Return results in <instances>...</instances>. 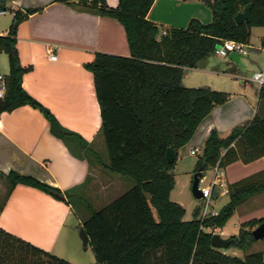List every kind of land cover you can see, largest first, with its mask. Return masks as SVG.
I'll list each match as a JSON object with an SVG mask.
<instances>
[{
    "label": "trees",
    "instance_id": "trees-1",
    "mask_svg": "<svg viewBox=\"0 0 264 264\" xmlns=\"http://www.w3.org/2000/svg\"><path fill=\"white\" fill-rule=\"evenodd\" d=\"M58 1L117 20L124 26L131 52L129 56L96 52L93 61L86 64L93 74L100 105L108 168L135 182L80 223L95 255L94 264H264V251L243 258L225 254L212 245L213 233L206 231L224 227L239 205L264 192V169L228 183V202L217 215L205 219L200 218V208L196 207L193 218L184 220L185 208L170 198L179 149L191 140L213 108L230 96L208 86H185V72L205 68L207 59L215 55L224 40L249 44L252 28L264 27V0H205L212 10L211 22L191 19L187 27L166 29L148 19L155 0H119L116 7L106 0ZM248 6L247 19L237 23L235 16ZM40 10H16L7 34L0 35V52L6 53L9 61V72L3 76L5 93L0 97V114L30 105L44 115L52 133L69 148L70 142L84 147L85 140L62 126L22 85L23 75L32 67L20 61L17 28ZM259 97L264 101V84ZM169 147L174 151L173 163L166 157ZM263 156L264 117L256 114L226 137L213 129L205 140L196 171L202 168L205 172L216 165L223 168L236 161L249 163ZM6 178V197L16 184L23 183L55 196L65 195L71 204L76 199L74 193L63 194L32 176L11 172ZM260 222L254 218L245 226L254 228ZM228 239L231 246L243 251L255 242L252 230L243 227ZM0 264L72 263L0 227Z\"/></svg>",
    "mask_w": 264,
    "mask_h": 264
},
{
    "label": "crops",
    "instance_id": "crops-1",
    "mask_svg": "<svg viewBox=\"0 0 264 264\" xmlns=\"http://www.w3.org/2000/svg\"><path fill=\"white\" fill-rule=\"evenodd\" d=\"M106 2L116 7L119 0ZM27 8L41 10L30 14L17 28L20 61L22 65L32 67L23 75L22 85L54 114L62 126L80 135L85 140V146L70 142V149L52 133L49 121L38 109L30 105L17 107L0 114V176L6 178L11 172L32 176L63 194L67 191H86L88 187L93 190L98 188V191L114 187L117 181L113 180H117L116 177H121L123 181L122 177L126 176H114L116 173L108 168L109 162L100 159L107 149L100 131L102 120L93 74L86 64L93 61L96 52L129 56L131 52L124 26L115 19L81 10L65 1L4 0L0 2V35L7 34L14 12H24ZM212 18V10L205 0H155L148 12V19L162 29L187 27L191 19L209 23ZM255 32L257 44L253 42ZM263 37L264 27L252 28L249 53L251 49L256 50L257 54L264 51ZM50 47L57 56L55 60L50 58ZM230 54L227 58L241 63L243 56L234 53L236 58H230ZM190 70L206 71L218 76L222 74L235 85L213 87L215 90H225L230 95L229 99L215 106L202 120L191 140L179 149L177 161L190 159L182 169L188 177L196 171L205 140L213 129L226 137L235 126L244 124L256 114L264 117V101L260 100V87L252 80L253 74L236 82L231 75L221 73L220 68L209 63L205 68ZM257 71H264V60ZM8 72V56L0 52V76ZM247 81L251 84H247ZM183 84L188 86L184 81ZM4 93L5 89L0 84V97ZM196 149L198 151L192 153ZM89 152L96 155V163L89 157ZM194 156H198L196 160ZM243 164L255 166L251 173L244 176L247 177L264 169V156ZM232 182L226 179L224 189L221 191L219 187L217 198L220 194L228 195L227 184ZM176 202L184 205L179 199ZM1 206V228L72 264H81L78 257L82 249H87H84L79 234L81 228L76 227L70 218L75 210L67 199L62 200L45 190L18 183ZM255 212V216L241 218L232 229L227 228V222L224 227L218 228L219 233L224 237L238 234L243 222L264 215V206ZM186 214L187 209L184 220H190ZM234 248L231 253L226 250L223 252L241 257V249Z\"/></svg>",
    "mask_w": 264,
    "mask_h": 264
},
{
    "label": "rangeland",
    "instance_id": "rangeland-1",
    "mask_svg": "<svg viewBox=\"0 0 264 264\" xmlns=\"http://www.w3.org/2000/svg\"><path fill=\"white\" fill-rule=\"evenodd\" d=\"M253 42L255 44L258 43L256 32L253 35ZM207 60L209 65L220 68L222 70L221 73L223 72V74L231 75L233 80H235L236 82H240L242 77H250L254 73V71H257L262 67V60H264V51H261L260 54H257L256 50L251 49L249 55H245L240 59L241 63L233 62L227 57H222L218 55H213L209 57ZM185 75L186 76L183 77V81L184 83H186V85L188 84L187 87L208 86L212 89H215L213 87L219 85H226L227 87L235 85V83L228 80V78L224 77L225 75L222 74L221 76H218V75H213L212 73L206 71L189 70L188 73ZM247 84L250 85L251 82L247 81ZM254 86H256V84ZM89 155H90L89 157L94 161V163H96L97 162L96 155H94L91 152H89ZM197 157L198 156H194L195 158L194 160H196ZM100 159L101 161H104L106 163L109 162L108 153L102 154L100 156ZM189 160L190 159H183L181 161H177L176 165L173 168V172L175 176V184L171 191V200L173 201H176L178 199L181 200L185 205L182 206L185 208V210L187 209V214H186L187 218L192 219L193 210L196 207L202 208L204 206V201L202 199H197L191 191L192 178H193V174L196 171L190 174L191 177L186 176L182 172V169L187 165V163H189ZM254 167L255 166H246L243 163H231L223 167V171H222L223 175L220 181L221 191L224 189V183L226 179L229 181H236L251 173ZM114 176H117V174H114ZM212 176H213L212 168L206 170L205 176L202 179L200 186L208 185L210 180L212 179ZM116 178L118 179L115 180L113 178L114 179L113 181H117L115 183L116 185L114 187L103 189L104 191L102 190L98 191V188L93 190L90 187H88L86 191H78L74 193L75 198L77 200L75 199V201L73 202L74 205L73 208L75 212L71 214L70 218L76 223V227H80V223L91 214L92 210H98L101 207L105 206L110 201L121 195L123 192L127 191L135 184L134 180H132L130 177H122L123 181L120 179L121 177L120 178L116 177ZM8 187L9 184L7 178L5 177L3 178L2 176H0V207L6 198ZM250 198L236 208L233 216L230 218V220L227 223V228L232 229L235 223H238V221H240L241 218L244 219L255 216L256 215L255 211H257L259 207L264 206V194L258 195L254 199L252 198L250 199ZM228 200H229L228 195L220 194L218 198L213 199V201L210 204V208L219 210L223 205H225L228 202ZM252 219L254 218L248 219L245 222H243L240 225V228L243 227V230L253 231L260 223L264 222V215L260 217H255L256 220L258 221L262 220V222L258 223L254 228H252V226L250 225L245 226V223ZM206 231L220 234L218 228H206ZM238 234L230 235L227 237H224L221 234L220 235L224 238H229L232 236H237ZM234 249H235L234 247H229L220 250L222 251L226 250L229 253H231V251ZM259 249L264 250V238L255 240L254 244L249 250L247 251L240 250L239 253L241 254V257H244L246 254L256 252ZM78 258L81 264H94L96 262L95 255L90 245L87 248V250L82 249V252L80 253Z\"/></svg>",
    "mask_w": 264,
    "mask_h": 264
},
{
    "label": "built area",
    "instance_id": "built-area-1",
    "mask_svg": "<svg viewBox=\"0 0 264 264\" xmlns=\"http://www.w3.org/2000/svg\"><path fill=\"white\" fill-rule=\"evenodd\" d=\"M248 47H249L248 44L244 42L235 41V40H224L220 45L217 46L215 50V55L227 57L229 53L234 52L241 56H245L249 53ZM48 50L50 53V58L55 60L57 56L56 54H54V50L51 47ZM252 80L255 81L259 87H261L264 84V71L254 72L252 75ZM0 84L3 86V76H0ZM197 151L198 149L192 150V153H196ZM212 170H213V176L209 184L205 186H200L202 192L201 199L204 201V206L200 208L201 219H205L211 215H217L219 211L214 208H210V204L214 199L215 190L217 189L219 191L223 170L219 165L214 166ZM205 172H204V176H205Z\"/></svg>",
    "mask_w": 264,
    "mask_h": 264
},
{
    "label": "water",
    "instance_id": "water-1",
    "mask_svg": "<svg viewBox=\"0 0 264 264\" xmlns=\"http://www.w3.org/2000/svg\"><path fill=\"white\" fill-rule=\"evenodd\" d=\"M4 0H0V2H3ZM249 10H250V6H248L244 11L239 12L236 16H235V20L237 23H242L245 19H247L248 14H249ZM230 58H236V55H234V53L230 54ZM166 157L167 160L170 163H173L175 161V155H174V151L171 147H169L167 149L166 152ZM204 176V171L203 169H199L197 170L194 174H193V178H192V183H191V191L193 193V195L197 198V199H201L202 198V192L200 189V181ZM217 194H218V190L216 189L214 192V199L217 198ZM56 196L62 200L66 199V197L62 194H56ZM80 237L82 239V243H83V247L84 249H87L88 244H89V238L88 235L86 233V231L84 230V228L80 229ZM252 236L255 240H259L264 238V222H262L261 224H259L253 231H252ZM212 245L215 248L218 249H226L229 248L231 246V241L228 238H224L222 237L220 234L218 233H213L212 235Z\"/></svg>",
    "mask_w": 264,
    "mask_h": 264
}]
</instances>
